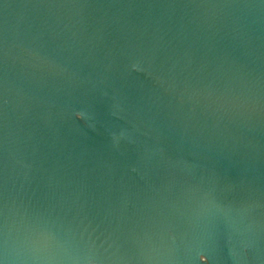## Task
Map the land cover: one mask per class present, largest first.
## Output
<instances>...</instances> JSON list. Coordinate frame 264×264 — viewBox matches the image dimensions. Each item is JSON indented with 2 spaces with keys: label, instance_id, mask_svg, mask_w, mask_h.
<instances>
[{
  "label": "water",
  "instance_id": "95a60500",
  "mask_svg": "<svg viewBox=\"0 0 264 264\" xmlns=\"http://www.w3.org/2000/svg\"><path fill=\"white\" fill-rule=\"evenodd\" d=\"M0 264H264V0H0Z\"/></svg>",
  "mask_w": 264,
  "mask_h": 264
},
{
  "label": "clouds",
  "instance_id": "9594fccd",
  "mask_svg": "<svg viewBox=\"0 0 264 264\" xmlns=\"http://www.w3.org/2000/svg\"><path fill=\"white\" fill-rule=\"evenodd\" d=\"M77 118H82V114L81 113H77Z\"/></svg>",
  "mask_w": 264,
  "mask_h": 264
}]
</instances>
